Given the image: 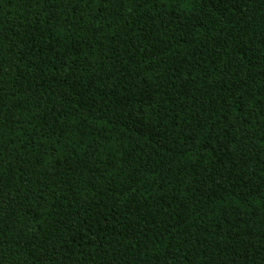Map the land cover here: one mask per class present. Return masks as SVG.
Instances as JSON below:
<instances>
[{"label": "trees", "instance_id": "1", "mask_svg": "<svg viewBox=\"0 0 264 264\" xmlns=\"http://www.w3.org/2000/svg\"><path fill=\"white\" fill-rule=\"evenodd\" d=\"M0 264H264V0H0Z\"/></svg>", "mask_w": 264, "mask_h": 264}]
</instances>
